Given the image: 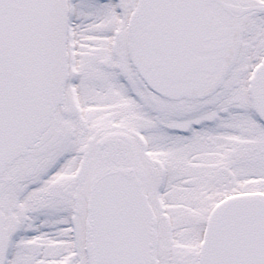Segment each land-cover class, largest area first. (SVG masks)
Masks as SVG:
<instances>
[{
	"label": "snow or ice",
	"instance_id": "snow-or-ice-1",
	"mask_svg": "<svg viewBox=\"0 0 264 264\" xmlns=\"http://www.w3.org/2000/svg\"><path fill=\"white\" fill-rule=\"evenodd\" d=\"M0 264H264V0H0Z\"/></svg>",
	"mask_w": 264,
	"mask_h": 264
}]
</instances>
